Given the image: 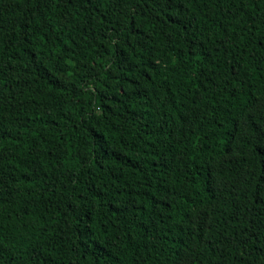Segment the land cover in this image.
<instances>
[{
	"label": "trees",
	"instance_id": "trees-1",
	"mask_svg": "<svg viewBox=\"0 0 264 264\" xmlns=\"http://www.w3.org/2000/svg\"><path fill=\"white\" fill-rule=\"evenodd\" d=\"M0 264H264V0H0Z\"/></svg>",
	"mask_w": 264,
	"mask_h": 264
}]
</instances>
